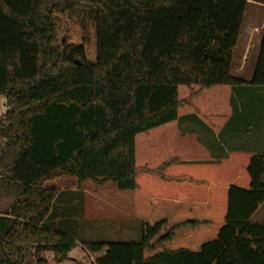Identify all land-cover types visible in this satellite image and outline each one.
<instances>
[{
  "label": "trees",
  "instance_id": "trees-1",
  "mask_svg": "<svg viewBox=\"0 0 264 264\" xmlns=\"http://www.w3.org/2000/svg\"><path fill=\"white\" fill-rule=\"evenodd\" d=\"M247 1L0 0V264L69 258L44 223L61 177L132 192L140 239L84 242L91 264H264V155L177 126L220 132L235 89H264V35L251 81L230 74Z\"/></svg>",
  "mask_w": 264,
  "mask_h": 264
},
{
  "label": "rangeland",
  "instance_id": "rangeland-1",
  "mask_svg": "<svg viewBox=\"0 0 264 264\" xmlns=\"http://www.w3.org/2000/svg\"><path fill=\"white\" fill-rule=\"evenodd\" d=\"M264 35V4L248 0L245 5L241 35L234 49L230 74L250 82L257 59L261 36ZM246 92V94H245ZM248 92V93H247ZM264 89L251 93L237 88L232 99L233 123L220 132L211 129L198 114L182 115L178 128L197 134L213 157L225 156L231 149H248L264 155ZM7 110L0 95V116ZM56 191L51 210L54 225L71 234L77 245L69 258L57 263L53 253L45 252L48 264H91L93 255L83 248L84 242H127L140 239V221L132 215V192L119 190L113 182L97 185L78 182L74 177H61L46 184ZM97 190V192H94ZM12 201L13 199H8ZM8 201L0 204V214L10 210ZM252 221H264V202L251 216Z\"/></svg>",
  "mask_w": 264,
  "mask_h": 264
},
{
  "label": "crops",
  "instance_id": "crops-1",
  "mask_svg": "<svg viewBox=\"0 0 264 264\" xmlns=\"http://www.w3.org/2000/svg\"><path fill=\"white\" fill-rule=\"evenodd\" d=\"M94 192H97V190H94ZM56 196H57V195H56ZM8 199H11V200H12V198L6 197V196H4V195H2V194L0 193V204L3 202V200H6V201H8L9 203H11V204H10V207H11V205H12V201H10V200H8ZM0 216H3V214H0ZM55 220H56V217H53V212H52V210H50V213L48 214V216H47L46 219L44 220V223H45L46 225L52 227V228H58V227H56V225H54Z\"/></svg>",
  "mask_w": 264,
  "mask_h": 264
}]
</instances>
